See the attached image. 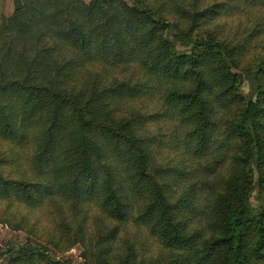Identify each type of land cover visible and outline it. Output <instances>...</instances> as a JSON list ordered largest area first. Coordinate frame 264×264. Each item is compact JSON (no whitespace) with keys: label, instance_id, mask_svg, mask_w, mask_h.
<instances>
[{"label":"trees","instance_id":"1","mask_svg":"<svg viewBox=\"0 0 264 264\" xmlns=\"http://www.w3.org/2000/svg\"><path fill=\"white\" fill-rule=\"evenodd\" d=\"M219 13L194 15V23ZM179 27L145 0L135 6L122 0L19 1L14 16L0 25V138L17 146L34 143L41 178L0 173V200L30 208L61 196L77 204L96 201L122 223L133 217L134 199L145 198L140 190L151 183L156 186L152 202L138 217L152 237L177 252L174 264H264V199L258 209L251 203V195L264 190V84L258 75L250 80L253 94L244 102L242 122H229L228 137L242 141L257 180L235 169L208 201L206 225L196 220L193 187L171 200L151 176L154 142L140 136L136 125L143 117L127 122L116 116L114 103L154 92L162 95L170 115L191 128L194 154L204 155L216 144L219 109L237 105V83L244 76L232 71L229 43L198 35L189 49H181ZM171 33L177 36L173 41ZM66 45L76 53L71 58L63 52ZM98 64L106 72L137 65L146 79L115 81L97 93L66 88L87 66ZM36 253L48 259L41 250ZM96 264L138 263L128 255Z\"/></svg>","mask_w":264,"mask_h":264},{"label":"rangeland","instance_id":"2","mask_svg":"<svg viewBox=\"0 0 264 264\" xmlns=\"http://www.w3.org/2000/svg\"><path fill=\"white\" fill-rule=\"evenodd\" d=\"M19 1L22 0H0V25L4 19L14 16ZM79 1L90 4L96 0ZM122 1L136 5V0ZM145 2L163 18L178 23L181 49H189L198 35L204 39L211 35L229 43L230 49L234 50L232 71L237 76H244L237 83L238 106L231 110L219 109L217 142L200 156L194 154L188 144L191 128L183 125L177 116L170 115L162 95L149 92L140 98L126 97L113 104L116 116L127 122H136L139 116L143 117L136 125L140 136L154 142L150 157L151 176L157 178L171 200L193 187L200 215L196 220L206 225L203 213L208 211V201L221 192L235 169L241 176L251 177V182L258 177L245 159L247 154L242 141L231 139L229 142L228 137L229 122L240 121L244 102L253 94L250 80L257 74L264 84V2L173 0L172 5L168 0ZM212 9H219L220 13L194 23V15ZM175 33L170 34V41L176 39ZM66 48L63 52L69 53L70 58L76 54L70 46ZM145 79V73L137 69V65L108 69L107 72L103 65H89L80 76L69 81L66 88L76 93H97L101 85L108 87L115 81ZM34 154V143L17 146L0 138V173L12 179L39 180L41 174L34 165ZM145 186L147 188L140 190L141 197L145 198L139 199L134 196L137 190L130 185V197L135 198L133 217L122 223L110 217L96 201L77 204L61 196L50 199L40 208H30L14 199H1L0 264H96L102 258L116 261L128 255H133L138 264H150L154 260L160 264H174L177 252L152 237L150 228L138 217L139 211L152 202V193L156 191L155 184L146 183ZM263 194L264 190H257L251 195L255 209L262 205ZM37 250L45 253L48 259L38 257Z\"/></svg>","mask_w":264,"mask_h":264}]
</instances>
